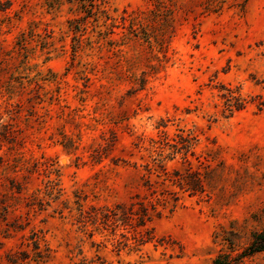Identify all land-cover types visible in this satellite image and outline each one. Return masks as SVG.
<instances>
[{
  "label": "rangeland",
  "instance_id": "obj_1",
  "mask_svg": "<svg viewBox=\"0 0 264 264\" xmlns=\"http://www.w3.org/2000/svg\"><path fill=\"white\" fill-rule=\"evenodd\" d=\"M262 230L264 0H0V264H208Z\"/></svg>",
  "mask_w": 264,
  "mask_h": 264
},
{
  "label": "trees",
  "instance_id": "obj_2",
  "mask_svg": "<svg viewBox=\"0 0 264 264\" xmlns=\"http://www.w3.org/2000/svg\"><path fill=\"white\" fill-rule=\"evenodd\" d=\"M233 101L229 98L230 103L227 104V108L230 113L234 112L235 110H241L244 108L246 102L245 99L241 97V93L237 90L236 93H233ZM232 96V95H230ZM232 101V103H231ZM191 140L185 139V141L181 142L183 145H185L184 153H187L189 151V148L191 146ZM185 142V143H184ZM179 183L178 185L180 188L184 190H189L191 194H195L197 192L203 193L204 192V186L202 184V181L199 176L197 175H188L187 177H182L181 175H177ZM153 194V195H152ZM152 198L148 199V204H145L144 202L139 203V207L137 209L129 208L132 210L131 215L136 216L135 222L138 227H144L147 221H150L151 218L154 215H161L163 212V209H165L166 203L169 201L168 200V195L166 191H161L158 192L157 190L152 191ZM175 200H177L175 198ZM132 206H134V203H132ZM124 205H122L119 208H123ZM152 210V212L150 211ZM124 213L125 209L123 208ZM128 213V214H129ZM130 217V216H129ZM144 229L140 232V239L143 240L144 234H143ZM264 250V230L257 232L253 234V237L250 241V243L237 255H232L229 252H223L218 255H216L208 264H240L242 262V258L245 256H251L257 252H261Z\"/></svg>",
  "mask_w": 264,
  "mask_h": 264
}]
</instances>
